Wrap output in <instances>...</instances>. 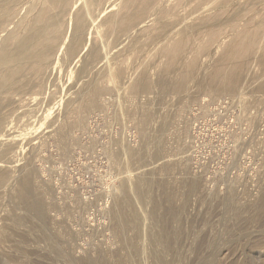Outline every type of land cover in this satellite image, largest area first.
<instances>
[{"label": "rangeland", "instance_id": "1", "mask_svg": "<svg viewBox=\"0 0 264 264\" xmlns=\"http://www.w3.org/2000/svg\"><path fill=\"white\" fill-rule=\"evenodd\" d=\"M110 2L24 0L0 29L61 19L33 93L2 96L0 165L40 206L0 198V264H264V0Z\"/></svg>", "mask_w": 264, "mask_h": 264}, {"label": "bare ground", "instance_id": "2", "mask_svg": "<svg viewBox=\"0 0 264 264\" xmlns=\"http://www.w3.org/2000/svg\"><path fill=\"white\" fill-rule=\"evenodd\" d=\"M3 1L4 0H0V7L3 6L2 4ZM23 1L24 0H11L10 1L9 6L6 8L5 11H3V13L0 16V29L6 21H9L11 17L17 14L18 7ZM43 1L47 3L49 6L51 5L54 6L57 3L65 4L68 2V0H43ZM101 1L102 0H89V3L92 5H100ZM116 1L117 0H112V2H110V4L102 11V13L106 14L107 12L115 9L117 5ZM124 2L126 3L128 2V0H124ZM32 5L33 6L29 9L27 15H25L23 19L14 28V30H12L1 41V50H0V136L1 138L4 137L3 135L5 134L4 128L6 124V117H5L6 113H4V110L8 108V106H5V104L3 103L2 96L4 95H9V96L14 95L15 96V95H20V94L33 93V90L35 88V83L33 82V78L30 76L32 75L31 73L32 66L35 64L42 63L46 57L51 56L55 52L56 47H57L56 42H54L55 39H57V37L53 36L54 32L52 28L55 27L56 25H59L61 23V19L59 18V16H47L45 12L43 13L40 12L36 14L33 18L31 17L28 19V15L33 12L36 6V4H32ZM86 27L87 25L83 18V12L80 10L77 12V15H76V24H75V30H74L75 35L73 37L71 45L69 46L70 52L72 53L75 52L77 47H79L82 44L83 35H84V31ZM3 31L5 30L2 29L1 32ZM95 51L97 50H94V52ZM97 55L98 54L95 53L94 58H96ZM182 85H183V82H181L178 86L182 87ZM148 87L149 86L144 83V88L148 89ZM260 88L264 89V83L260 86ZM55 108L56 107L54 106L50 107L46 112H48L51 115L53 113V110H55ZM38 120L39 119H36V121ZM14 131L12 132L14 133ZM27 131L25 132L27 133ZM30 132L32 133V130ZM11 133H9V135H11ZM17 133H18V130L16 131V134ZM26 133L24 135H26ZM31 133L29 134L31 135ZM21 134L18 135L19 137L21 136V138L28 137V136H22ZM5 135H8V134L6 133ZM6 137L7 136H5V140L7 141L5 140L4 141L8 143V139ZM17 138L15 139L17 140ZM11 139L13 140L14 138H11ZM18 140L17 141L13 140V141L18 142ZM10 144H9L10 147L6 145L8 146V148H5L6 149L5 152H3V150L1 151V153L3 152V154L0 153L1 154L0 164L1 162L10 164V163L19 161V158H18L19 156H14L16 155V153H14L16 150H14L13 147L11 146L12 144L11 145ZM6 146L4 145V147ZM17 146H18V143H17ZM12 151L14 155H12V158H11L8 155ZM19 163H22V162L19 161L18 166H20ZM1 165H0V190L3 193L4 191H2V189L5 188L6 185L7 186L10 185L12 191H9L6 194H2V195L0 193V198H3L4 195H10V198L13 199L15 205L18 207L19 211L21 212L23 211L22 209L27 210V211H34L36 209H39L40 205L38 206L37 204H40V203L36 200V197L31 193L30 187H28L30 184L29 183L30 180L29 182L26 179L23 180L22 176L19 177V179L21 178L22 180H17V179L12 180V177H13L12 173L15 174V171L14 172L11 171V169H9V166L7 165H4V166H1ZM10 171L12 173H10ZM11 181H13L14 183H11ZM39 211H41V209ZM8 214H9L8 208H4L3 205L1 204L0 205V235L2 237L5 234L4 228L6 226V221L9 219ZM15 216L19 219L20 218L23 219L22 213L20 214L15 213Z\"/></svg>", "mask_w": 264, "mask_h": 264}]
</instances>
